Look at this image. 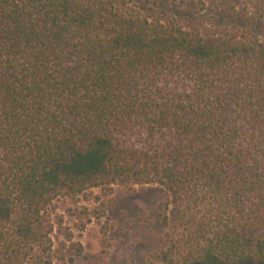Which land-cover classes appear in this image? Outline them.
<instances>
[{"label": "trees", "instance_id": "trees-1", "mask_svg": "<svg viewBox=\"0 0 264 264\" xmlns=\"http://www.w3.org/2000/svg\"><path fill=\"white\" fill-rule=\"evenodd\" d=\"M165 3L0 0V264H73L56 201L115 184L169 194L154 264H264V0Z\"/></svg>", "mask_w": 264, "mask_h": 264}, {"label": "rangeland", "instance_id": "rangeland-1", "mask_svg": "<svg viewBox=\"0 0 264 264\" xmlns=\"http://www.w3.org/2000/svg\"><path fill=\"white\" fill-rule=\"evenodd\" d=\"M165 1L168 5L171 0ZM168 196L160 184H115L56 201L53 216H62L83 246L73 264L156 263L167 247L158 213Z\"/></svg>", "mask_w": 264, "mask_h": 264}]
</instances>
